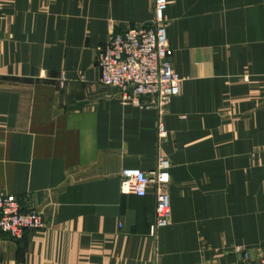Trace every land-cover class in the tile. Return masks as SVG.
Listing matches in <instances>:
<instances>
[{
  "label": "crops",
  "instance_id": "obj_1",
  "mask_svg": "<svg viewBox=\"0 0 264 264\" xmlns=\"http://www.w3.org/2000/svg\"><path fill=\"white\" fill-rule=\"evenodd\" d=\"M166 1L183 83L160 119L95 64L111 36L151 23L153 0H0V190L46 221L0 234V264L264 259V0ZM159 157L171 216L151 235L152 194H122L120 174Z\"/></svg>",
  "mask_w": 264,
  "mask_h": 264
},
{
  "label": "built area",
  "instance_id": "obj_2",
  "mask_svg": "<svg viewBox=\"0 0 264 264\" xmlns=\"http://www.w3.org/2000/svg\"><path fill=\"white\" fill-rule=\"evenodd\" d=\"M166 8V0H153L151 23L111 36L95 58L100 85L118 90L124 104L140 108L154 106L160 119L167 113L172 99L181 94L183 83L170 62L164 23ZM63 80L61 78V87ZM158 136H165L161 121ZM169 167L168 161L159 157L153 171L124 169L120 174L122 194L138 198L152 194L155 218L150 228L151 235L170 224ZM45 229L46 221L39 211L25 208L15 195L0 190V234L19 240L27 232ZM243 259L250 262L247 252ZM260 264H264V259Z\"/></svg>",
  "mask_w": 264,
  "mask_h": 264
}]
</instances>
